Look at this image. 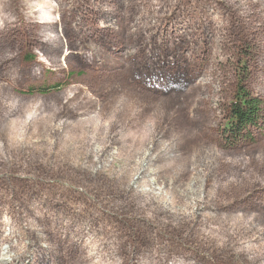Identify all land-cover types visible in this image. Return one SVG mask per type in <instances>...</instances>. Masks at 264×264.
Segmentation results:
<instances>
[{"label":"rangeland","instance_id":"rangeland-1","mask_svg":"<svg viewBox=\"0 0 264 264\" xmlns=\"http://www.w3.org/2000/svg\"><path fill=\"white\" fill-rule=\"evenodd\" d=\"M241 88L260 116L234 142ZM94 138L119 161L98 163ZM152 144L165 208L124 190ZM57 219L120 264H264V0H0V225L29 260L52 245L78 264L50 238Z\"/></svg>","mask_w":264,"mask_h":264},{"label":"trees","instance_id":"trees-1","mask_svg":"<svg viewBox=\"0 0 264 264\" xmlns=\"http://www.w3.org/2000/svg\"><path fill=\"white\" fill-rule=\"evenodd\" d=\"M53 10H54V6L51 9V11ZM99 10L102 11V8H100ZM32 22L41 23L45 25V27H53L54 24H56L55 22L57 21H55L52 16L50 17V19H46L45 16H41V17L33 16ZM158 24L161 26V23ZM149 26L154 27V22H149ZM106 27H108L110 30H114V27L111 24L107 23ZM209 27L211 31L210 35H214L215 32L212 30L213 26L210 25ZM159 36L160 38H164V34L161 30L159 32ZM179 36L181 37H179L178 40L176 39V41L178 42L183 38L181 34H179ZM148 37H152V36H148ZM54 41H58V37L50 35L47 38V41H45V43H51ZM173 41H175V39H173L172 42ZM206 41L201 43L200 45L201 50H197L196 54L200 55V52L205 54L207 53L208 45ZM167 57L168 56H164L163 59L165 61V64L169 65L171 63V60H169ZM205 58L206 55L203 56V59ZM50 88L51 87H43L40 89V92H47L49 91ZM58 88H60V85L56 84L54 89H58ZM64 96H65V92L62 93L60 97V101L64 98ZM260 104L261 101L258 100L257 97H251L249 92H247L244 88H241L239 90L235 99L230 104V116L229 119L225 122V126H224L226 128V132L229 133L228 138L236 142L240 140L242 135L247 132L249 126H255L257 124V120L260 116L259 114ZM89 119L93 120L92 117H89L84 121L88 122ZM63 124H64V120L59 121L57 125V131L60 132L62 130L61 128ZM117 134L113 135V137L110 136L109 138L116 139L115 137L117 136ZM19 138L20 136L18 135L15 137V139L18 140ZM91 143L93 144V141ZM94 143L95 144H93V147L91 149V154H93L94 158H96L98 163L101 164L104 163V162L102 163L101 156L103 155L104 152L107 151L110 152L108 154L110 158L105 160L106 163H110L112 165L113 163L119 161L118 152H111L108 145H99V143H97L96 141V138H94ZM153 148H155L154 144H152L150 147L147 146L145 148H141V147L138 148L137 152H139L141 157H139V159L133 160L134 174L129 178V181L126 187H124V190L128 194L129 192L133 193L135 197H137L138 199H140V201L143 202V206L146 205L148 207V205L150 206L153 203H158L159 206L162 205L161 207L165 208L166 204L168 203L167 196L162 189L154 188L155 179L152 178V176L155 174V172L154 169L149 165L150 161H152L155 158L152 157L150 154L146 153L152 150ZM168 150L169 147L164 146V150H163L164 152L161 154L163 158L167 157ZM95 164L96 162H92V165H90V167L94 168ZM140 183H145V184L139 185L140 187L136 188L135 184H140ZM197 201H202V200L196 199L194 206L196 205ZM194 206L191 207L192 210H195L192 212V214L198 216L200 215V213H198L199 208H203L204 206H206V204L205 203L200 204L197 209H193ZM59 222L60 220L57 219V229L56 231H54L53 235H50V238L53 239L52 241H56L54 244L58 245V247L60 246H64L65 248L69 247L68 254L66 255L65 259L75 258L78 264H80L81 262H83V264H120L114 262V260L104 259L105 256H107V254L109 253V251L100 250L97 246L92 244L93 240L96 237V234L90 231L89 228L82 226L74 228L75 225L72 223H67L66 226H63V225H59ZM69 227H71V229L73 230H70ZM14 235H16V233L11 228L8 229L7 225H0V264H25L26 262L30 264H57L56 259H60L61 257L60 254H54V253L52 254V247H53L52 245L51 246L39 245V247L37 246L38 248V252L36 253L37 256H34L31 260H29L27 256L29 252L27 253V251L29 249H33L30 247L32 245L31 244L28 246L25 245L23 247L16 246L17 244L13 242ZM37 236H39V238L42 239L41 236L38 235V233ZM66 243L68 244L67 247H66ZM246 247L248 248L250 247V245H246ZM260 248L262 247L260 246ZM77 255H79L80 259L77 257ZM26 258L28 259L27 261L25 260ZM67 262L70 263V260H68Z\"/></svg>","mask_w":264,"mask_h":264}]
</instances>
